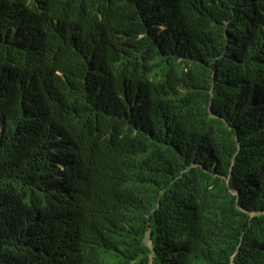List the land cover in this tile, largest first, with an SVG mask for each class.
<instances>
[{"label":"trees","instance_id":"obj_1","mask_svg":"<svg viewBox=\"0 0 264 264\" xmlns=\"http://www.w3.org/2000/svg\"><path fill=\"white\" fill-rule=\"evenodd\" d=\"M0 264H264V0H0Z\"/></svg>","mask_w":264,"mask_h":264}]
</instances>
